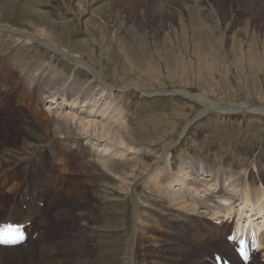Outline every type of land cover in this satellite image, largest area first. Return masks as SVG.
<instances>
[{"label": "rangeland", "instance_id": "rangeland-1", "mask_svg": "<svg viewBox=\"0 0 264 264\" xmlns=\"http://www.w3.org/2000/svg\"><path fill=\"white\" fill-rule=\"evenodd\" d=\"M38 1L42 4H36L35 0H0V24L29 32L47 27L49 38L56 40L59 46L88 54L92 61L98 60L100 47L90 38L99 39L105 47L102 62L107 84L119 88L125 83H137L150 91L161 90L142 93L131 87L118 98L126 108L125 121L136 140L137 146L133 144L136 148L143 145L157 153L165 144L173 142L170 163L179 159L197 165L199 160L224 169L226 164L235 167L236 160L242 161L252 175L242 174L231 188L226 178L220 179V185L227 187V199L234 200L250 187L259 186L264 171V113L235 111L230 118H219L213 111L203 118L197 116L202 110L198 102L172 91L202 93L220 105L245 101L253 107L264 104V0ZM75 11L82 15L87 31L77 26ZM28 44L24 45L26 48L20 47V55L26 53L32 60L41 56L45 62L63 66L61 60L43 54L40 45ZM33 71L31 67L28 74ZM67 71L74 77L92 81L83 69L74 72L70 67ZM5 72H0V153L7 150L18 154L33 140L32 134L42 130L40 122L51 113L44 110L48 99L39 98L33 90L24 92L22 81L15 84L17 96L10 102L13 84L5 89L6 79L11 78L9 72L7 75ZM14 74L17 76L16 71ZM83 95L86 99L90 94L83 92ZM27 103L30 105L26 106ZM36 110H41L38 119H33L28 128L23 127V111L34 118L31 113ZM188 122L190 127L181 135ZM57 144L50 143L34 158L37 163L34 168L19 165L9 171L7 162L0 166V221L7 216L11 204L27 212L34 200L40 210L35 221L24 225L27 243L13 248L19 250L18 255L23 260L20 264H124L133 224L129 195L134 182L138 186L136 195L141 198L136 207L141 214L135 222V235L139 240L135 264H187L189 261L188 264H197L196 259L203 264H213L215 255L227 259L235 255L233 244L226 240L228 231L218 225L217 219L194 217L197 220L188 224V217L182 219L186 212L152 192L154 181L148 177L150 173L145 171V166L137 165L134 176L129 177L130 191L120 189L118 183L110 190L106 181L116 182V177L106 170L101 171L96 161L97 170L79 166L76 149H65L64 145ZM104 149L107 148L97 147L95 151L109 156ZM47 154L52 155L55 166V171L49 174L60 175L61 186L56 182L57 186L53 187L47 180L41 184L44 191H32L29 182L43 178L42 174L48 171ZM140 156L137 149H128L125 156L115 157L116 168H122L123 161L138 164L140 158V162L151 165L155 155L146 152ZM252 177L256 178L252 180ZM181 179L189 182L184 176ZM162 182L166 187L170 179ZM191 186L193 188L195 183ZM36 192L38 197L33 196ZM83 211L86 215H81ZM222 217L228 220L227 213ZM168 225L178 226L180 230L175 232ZM171 230L175 233L171 234ZM2 264L11 263L3 260ZM251 264H264V244Z\"/></svg>", "mask_w": 264, "mask_h": 264}, {"label": "bare ground", "instance_id": "bare-ground-1", "mask_svg": "<svg viewBox=\"0 0 264 264\" xmlns=\"http://www.w3.org/2000/svg\"><path fill=\"white\" fill-rule=\"evenodd\" d=\"M35 3L42 4V2L38 0H35ZM72 5V7L76 8V4L72 3ZM73 15H75L77 26L80 28V30L83 29L82 31H87L84 28V19L82 15H79L77 12ZM37 29L38 28H36L34 32H29L26 30H19L13 28L7 24H0V53H3L0 54V72L4 74V71H6V75L9 72L8 75L11 76V78L8 77L9 79L5 78L7 82H5L6 80L4 81L6 90L8 86H11L13 84V95L10 97V102H14V96H17L15 84H18L20 81H22V83L25 85L24 92L28 93L30 92V90H33L39 98H42L43 100L48 99L49 104L44 110L48 113H51L48 116L46 115L45 121L40 122V124H42L41 129L44 131H37L35 129L37 132H35L36 134L34 135L32 134V137H34L33 140L26 147H24L21 152H19L18 154H10L6 152V150L5 152L3 151L0 153L1 167H3V163L7 162L9 165H6L9 166V171H14L13 169H16L19 165L30 167V169L34 168V166L37 165V163L35 164L34 162V158L39 157L42 153V150L48 147L50 143L54 142L58 143L57 145L61 147H63L64 145L65 149L75 148L76 155L78 156V160L76 161H78L77 164H80L79 166L83 167L86 165L88 166V168H93L95 166L94 162L96 161L97 165L99 164L101 166V171L104 172L106 170L108 174L116 177V179H118V181L115 180L116 182L110 183L106 181L107 188H109L110 190H114L113 184L118 183L120 184V189L130 191L131 189L129 188H131V186L128 184L130 180L129 177L134 176L135 168L137 167V165L141 164L146 167L145 171H149L148 174L150 173V176L148 177L152 180V182L154 181V189L150 190L158 194V197L168 199L170 204L174 205V207L186 212L187 215H184L182 219L188 217V224L191 221L197 220V218L194 217L204 219L208 217H213L217 219V221H219L218 225H222L225 228V231H228L226 235H229L233 231L238 233L240 232V234L243 232L246 235L247 241L250 240L251 235L254 239L258 240L257 249L261 250V247L264 244V171L261 173V181H259V186H257V188L250 187L243 194L240 193L238 198L231 200L230 198L227 199V187H222L219 181L222 178H226L228 183L227 186L231 188L239 179L242 178V174L252 175V173H250L247 168L244 167L242 161L236 160L234 163L235 167L234 165L232 166L231 164H226L224 169L216 168L212 165L210 166L209 163L199 160L196 161L197 165H194L193 161L184 162L179 159L177 160L178 162L173 161V163H170L169 154L172 151L171 147L174 144L173 142L165 144L163 146L162 151L157 153L153 152L152 150H148L145 147H142L143 145L141 146V148H136L133 145L136 144V140H133V137L131 136L128 129L129 125L125 121V117H127L124 116V114H126V108L123 103L119 101L118 98L122 95L124 91L130 89L131 87L132 89L139 90L142 93H152L157 91L159 92L161 90L158 89L156 91H150L147 88H143L140 84L137 83H125L126 85L124 87L116 88L114 85L113 87L112 85L107 84L104 78L102 61L104 59L103 55L105 47L102 44L101 40L90 38L93 43L97 44L100 47V55L98 60L92 61L88 57V54H85L83 52L71 51L65 46H59L56 43V40H52L49 38L50 34L47 30V27L42 26L38 30ZM28 43L37 44L38 46L40 45V47L44 50L43 54H50L52 58H57L61 60V63L64 67L61 65H57L58 63L55 64L51 61L47 62V60L46 63L44 60L41 59V56L36 58L35 60H32L28 55H26V53L25 56L20 55V47H25L24 45ZM60 66L62 68H60ZM31 67H34V71L31 75H29L28 73ZM70 67L73 68L74 72L76 71V69H83L84 71L90 74L92 81L88 82V80L86 79L74 77V74L72 75L67 71V68ZM15 71L17 73V76H15L14 74ZM68 83L72 84L68 86ZM76 90H78V92L74 96ZM20 92L19 94H21ZM83 92L84 94L90 95L86 99H84ZM172 92L179 93L182 96L187 97L188 99L198 102L202 106V110L198 113L197 116H203V118L206 113L213 111L217 113L216 117L219 118H230L232 117L231 115L235 113V111L242 112L249 110L253 112L260 111L264 113V104L256 105L253 107L251 104H249L248 101H245L240 104L224 105L223 103V105H220L210 100L205 94L202 93L192 94L182 89H176ZM32 96H34V98L36 99L34 94ZM66 104L68 105V107H65ZM28 105L30 104L27 103L26 106ZM39 111L41 110H36L31 113L34 118H30V114L23 111V118L21 119L23 122V127L28 128L26 126L32 123L33 119H38L39 113H41ZM190 122H188L187 125L185 124L181 135L185 133V129L187 127H190ZM97 147L107 148L104 149V153L106 151L109 152V156L105 154L102 155L100 154V152L95 151ZM128 149H137V153H141L140 157H142V154L146 152L151 153L152 155L154 154L155 156L153 157V162H151L152 164L146 165L145 162H140V158V160H138V164H130L127 161H123L121 164L122 168L117 169L114 162V160L116 159L115 157L118 156V158H121L125 156V153H127ZM45 155L46 154H44V156ZM48 157V171L42 174L43 178H40L38 180L33 179L29 182L30 184H32V191H44L45 189L41 184L43 182L45 183L47 180H49L48 183L53 184V187H56V182L58 183L60 181V175L49 174V172L55 171V166L52 160V155L50 154ZM132 161L134 160L132 159ZM165 162L167 163L165 164ZM72 163L73 162L71 161V164ZM171 164L173 165L171 166ZM94 168L97 170L99 167ZM90 172L92 174H95V172ZM183 176L185 180H189V182L183 181L181 179ZM254 178L256 177H252V180ZM168 179H170V182L167 184L166 187H164L165 185L162 180L167 181ZM146 180L148 179L146 178ZM190 181L191 183H195V186L193 188L191 186ZM17 183L19 184V182ZM18 184H16V186ZM58 185L60 187L61 182H59ZM137 187V182H134V185L129 195V200L133 205V224L130 227L131 236L128 245L126 243L127 253L126 261H124V264H135L136 256L138 253L137 246L139 244V240L137 239L138 237L135 235V222L137 221V219L139 220V215L141 214V212H139V210L136 208L137 203L141 198L136 195ZM12 188H14V186ZM150 188H152V186ZM25 189H27L26 186ZM49 189H51V186L46 189V192ZM9 190H11L12 192L11 188ZM36 195L38 197L39 193L36 192V194L33 196ZM6 198H8V195ZM189 200H192V202L195 203H190ZM220 201L223 204L220 203ZM39 211L40 210L38 206L35 205L34 200L31 201L27 212H23L21 209H19L16 204H11L7 216H5L2 221H0V225H25L27 221H35V219L40 215ZM81 213H83L81 215H86V212L84 213V211ZM224 213L228 214V220L222 217V214ZM180 221L182 222V220ZM223 223H229V225L224 226ZM87 224L89 223H86V225ZM168 228H171L175 232L180 230L178 226L174 228V226L168 225ZM86 229L87 227L84 228V230ZM172 230L170 231L171 234L174 232ZM27 240L28 239H26L23 244L21 243L19 245L11 247L0 246V264L3 263V260H8L11 264H20L21 262H23V260H21L20 255H18L19 250H14L13 248H20L21 246L27 243ZM170 244L171 242L169 243V245ZM28 246L30 247L32 245L29 244ZM175 254L176 253H174V255ZM177 254L179 253L177 252ZM187 254L185 255V257L187 256ZM181 256L182 257L180 258H183V255ZM28 260L30 261V258H28ZM150 260L152 262V259ZM191 260H193L192 256ZM196 260L197 264H203L201 260ZM228 260H230L231 264H244L236 255L230 257ZM142 261L143 260H141V262ZM251 262L252 261H250L249 264H251ZM184 263H187V261H184ZM213 264H215V262H213Z\"/></svg>", "mask_w": 264, "mask_h": 264}, {"label": "snow or ice", "instance_id": "snow-or-ice-1", "mask_svg": "<svg viewBox=\"0 0 264 264\" xmlns=\"http://www.w3.org/2000/svg\"><path fill=\"white\" fill-rule=\"evenodd\" d=\"M19 232V226L7 225L3 228H0V244L15 243L19 238ZM243 243V241L240 242V253L245 259H247V256L244 252ZM217 259L219 260L220 258Z\"/></svg>", "mask_w": 264, "mask_h": 264}]
</instances>
